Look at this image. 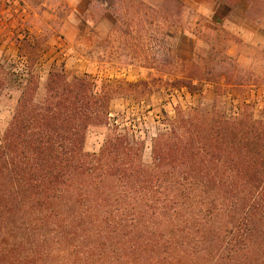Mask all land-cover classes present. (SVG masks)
<instances>
[{
	"label": "trees",
	"instance_id": "obj_1",
	"mask_svg": "<svg viewBox=\"0 0 264 264\" xmlns=\"http://www.w3.org/2000/svg\"><path fill=\"white\" fill-rule=\"evenodd\" d=\"M37 89L0 145V264H264V119L181 110L145 162L126 131L84 149L110 89L56 70Z\"/></svg>",
	"mask_w": 264,
	"mask_h": 264
},
{
	"label": "rangeland",
	"instance_id": "obj_2",
	"mask_svg": "<svg viewBox=\"0 0 264 264\" xmlns=\"http://www.w3.org/2000/svg\"><path fill=\"white\" fill-rule=\"evenodd\" d=\"M54 70L111 90L85 151L126 131L150 162L181 110L264 119V0H0V145L29 77L40 97Z\"/></svg>",
	"mask_w": 264,
	"mask_h": 264
}]
</instances>
